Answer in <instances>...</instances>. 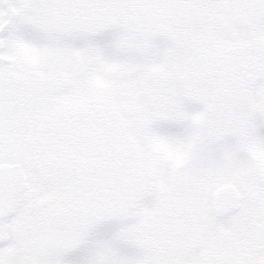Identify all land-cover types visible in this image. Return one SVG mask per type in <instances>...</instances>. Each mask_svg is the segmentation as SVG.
Wrapping results in <instances>:
<instances>
[{"label":"snow or ice","instance_id":"1","mask_svg":"<svg viewBox=\"0 0 264 264\" xmlns=\"http://www.w3.org/2000/svg\"><path fill=\"white\" fill-rule=\"evenodd\" d=\"M0 264H264V0H0Z\"/></svg>","mask_w":264,"mask_h":264}]
</instances>
